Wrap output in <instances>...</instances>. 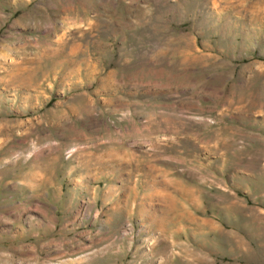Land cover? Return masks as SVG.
Returning <instances> with one entry per match:
<instances>
[{"label":"rangeland","instance_id":"374dc122","mask_svg":"<svg viewBox=\"0 0 264 264\" xmlns=\"http://www.w3.org/2000/svg\"><path fill=\"white\" fill-rule=\"evenodd\" d=\"M0 264H264V0H0Z\"/></svg>","mask_w":264,"mask_h":264}]
</instances>
